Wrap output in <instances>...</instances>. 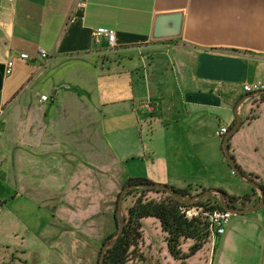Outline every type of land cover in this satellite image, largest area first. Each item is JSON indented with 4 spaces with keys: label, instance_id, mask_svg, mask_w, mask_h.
Listing matches in <instances>:
<instances>
[{
    "label": "crops",
    "instance_id": "obj_1",
    "mask_svg": "<svg viewBox=\"0 0 264 264\" xmlns=\"http://www.w3.org/2000/svg\"><path fill=\"white\" fill-rule=\"evenodd\" d=\"M178 14V34L154 35L158 16L172 32ZM255 82L264 0H0V264H99L131 178L258 203L217 136L241 116L230 152L264 186ZM238 215L208 242L212 264H264V205Z\"/></svg>",
    "mask_w": 264,
    "mask_h": 264
},
{
    "label": "trees",
    "instance_id": "obj_2",
    "mask_svg": "<svg viewBox=\"0 0 264 264\" xmlns=\"http://www.w3.org/2000/svg\"><path fill=\"white\" fill-rule=\"evenodd\" d=\"M245 175L250 178L254 176L253 174L247 173H245ZM142 182L150 181L143 178H131L126 182L124 187L128 184ZM262 187L264 188L263 185ZM173 189L177 194H180L182 198H189L195 195L189 189H180L176 187H173ZM120 193L117 197L115 211L117 229L103 241V245L110 242L117 235L119 230L117 210ZM151 194L156 195L152 196ZM226 198L229 205L238 206L240 208H247L248 203L251 202V196L249 194L232 196L226 193ZM130 200L131 204L128 205ZM191 204L203 206L206 214L193 219L187 218L185 214L182 213V208L189 204L178 200L163 189L134 188L128 190L123 199V213L126 219L125 229L117 243L106 251L105 264H131L134 257L136 258V255H140L139 249L145 239L143 219L147 217H155L159 220L162 231L165 234L168 251L172 256L177 259L185 260L195 254L212 238L210 220L207 214L214 209L223 207L220 205L218 198L214 196H207ZM187 240H192L194 242L188 253L184 252L182 249V245Z\"/></svg>",
    "mask_w": 264,
    "mask_h": 264
},
{
    "label": "water",
    "instance_id": "obj_3",
    "mask_svg": "<svg viewBox=\"0 0 264 264\" xmlns=\"http://www.w3.org/2000/svg\"><path fill=\"white\" fill-rule=\"evenodd\" d=\"M167 18H171L170 15H160V16H158V18L156 20V26H155V32H154V35L156 37H165V36H169V35H176V34L179 33L180 18H181L180 15L178 14L176 16L177 23L175 24L172 32L166 30L165 27H164L165 21H166ZM257 94H264V90L252 92L251 94H249L248 97L255 96ZM241 102H240V104H241ZM241 125H242V118H241L240 115H238L235 125L231 128V130L225 135V137L223 139V149H224L225 156H226L230 166L232 167L234 173L240 179H242L247 184H249L250 186H252L253 188L257 189L260 192L261 196H260V200H259L258 203L254 204L253 206L248 207V208H240V207H237V206H231L227 202L226 193L223 190L218 189V188L206 189V190H203L202 192H200L198 194H195V195H193V196H191L189 198H182V196L180 194H177L174 191L173 187L168 185V184L154 183V182H142V183L128 184V185H126L123 188V190L120 193L119 199H118V210H117V217H118V220H119L118 233L110 242L105 243L102 246L101 255H100V259H99V264H105L106 251L110 247L114 246L117 243L119 237L124 232L126 219H125V216H124V213H123V199L125 197L126 192L128 190H130V189H134V188L163 189V190L167 191L170 195L174 196L175 198H177L178 200H181L182 202H184L186 204H191L192 202H194L196 200H200V199L205 198L207 196H216L218 198L219 202H220V205L224 209L230 210V211H232V212H234L236 214L253 213L256 210H258L260 207H262L264 205V188L262 187V185L260 183L256 182L252 178H250V177L245 175V173L237 165L234 157L232 156V154L230 152V147H229L230 137L239 130Z\"/></svg>",
    "mask_w": 264,
    "mask_h": 264
},
{
    "label": "rangeland",
    "instance_id": "obj_4",
    "mask_svg": "<svg viewBox=\"0 0 264 264\" xmlns=\"http://www.w3.org/2000/svg\"><path fill=\"white\" fill-rule=\"evenodd\" d=\"M256 106L257 103L253 104L252 105V107H254L253 109L257 108ZM249 115L251 116V112ZM243 129L244 126H241L237 131V134H241L240 132H242ZM251 178L261 184L260 177L254 175ZM151 195L155 196L156 194H151ZM116 201L113 202L114 213L116 211ZM129 204H131V200L128 202V205ZM143 224H144V230L146 236L143 244L139 249L140 255L139 256L136 255V258L134 257V260L132 261L131 264H212L215 257L214 255L215 253L209 252L208 243L204 245L203 248L198 250L195 254L188 257L187 259L185 260L177 259L174 256H172L168 251L167 244L165 241V234H163L164 232H162V228L159 220L155 217H147L143 219ZM116 229H115V225L112 223L111 235L116 231ZM193 243L194 242L192 240H187L186 242H184V244L182 245L183 251L188 253Z\"/></svg>",
    "mask_w": 264,
    "mask_h": 264
},
{
    "label": "built area",
    "instance_id": "obj_5",
    "mask_svg": "<svg viewBox=\"0 0 264 264\" xmlns=\"http://www.w3.org/2000/svg\"><path fill=\"white\" fill-rule=\"evenodd\" d=\"M102 37H107L110 46L113 47L115 45L116 32L114 30L105 27H100L97 30H95L94 38L96 42H99ZM38 54L44 60H48L50 57L49 52L43 47L38 48ZM20 58L23 60H29L30 55L27 53H22L20 55ZM13 67H14L13 60H8L6 64V72L10 74L13 70ZM244 89L247 92H256V91L264 90V82L245 84ZM40 99L42 102H47L49 100V96L47 94H42ZM227 133H228V127H222L217 131V136L223 138ZM2 209H3L2 204L0 203V216L2 213ZM182 213L185 214V216L189 219H193L195 217H199L203 214H206L204 212L203 206L194 205V204H189L187 206H184L182 208ZM207 215L209 216L210 231L213 238L216 235L224 234L226 232L227 226L229 225L233 217L237 216L238 214L224 208H218L212 210Z\"/></svg>",
    "mask_w": 264,
    "mask_h": 264
}]
</instances>
